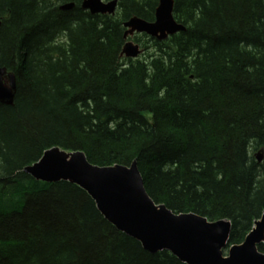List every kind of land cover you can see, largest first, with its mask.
I'll list each match as a JSON object with an SVG mask.
<instances>
[{"label":"trees","instance_id":"trees-1","mask_svg":"<svg viewBox=\"0 0 264 264\" xmlns=\"http://www.w3.org/2000/svg\"><path fill=\"white\" fill-rule=\"evenodd\" d=\"M72 1L74 6L60 9ZM0 0V264H186L111 224L75 183L23 169L51 147L130 165L156 204L231 222L241 243L264 214V0H174L185 26L120 57L122 23L158 0ZM264 253V243L258 246Z\"/></svg>","mask_w":264,"mask_h":264},{"label":"water","instance_id":"water-1","mask_svg":"<svg viewBox=\"0 0 264 264\" xmlns=\"http://www.w3.org/2000/svg\"><path fill=\"white\" fill-rule=\"evenodd\" d=\"M117 0H83L82 8L91 13H113ZM73 3L60 6L69 9ZM173 0H158L153 21L131 17L124 22L123 37L144 32L158 40L185 29L172 16ZM137 44L125 42L120 56L135 57ZM16 81L13 73L0 68V102L13 103ZM258 160L262 153H257ZM37 180L52 183L66 180L83 188L97 209L111 224L139 241L142 247L156 253L168 250L186 264H264V215L246 235L243 242L228 246L231 223L220 219L209 221L194 213H173L156 204L147 193L135 161L130 165L98 166L90 163L81 151L66 152L58 147L45 150L41 157L23 169Z\"/></svg>","mask_w":264,"mask_h":264},{"label":"rangeland","instance_id":"rangeland-1","mask_svg":"<svg viewBox=\"0 0 264 264\" xmlns=\"http://www.w3.org/2000/svg\"><path fill=\"white\" fill-rule=\"evenodd\" d=\"M141 36V39L143 40V41H147V37H144V36H142V35H138V37H140Z\"/></svg>","mask_w":264,"mask_h":264},{"label":"bare ground","instance_id":"bare-ground-1","mask_svg":"<svg viewBox=\"0 0 264 264\" xmlns=\"http://www.w3.org/2000/svg\"><path fill=\"white\" fill-rule=\"evenodd\" d=\"M5 69V68H4ZM6 70V69H5ZM6 72H7V70H6Z\"/></svg>","mask_w":264,"mask_h":264}]
</instances>
